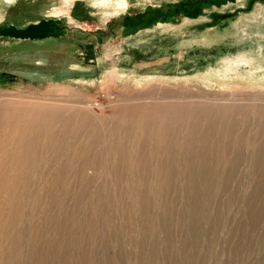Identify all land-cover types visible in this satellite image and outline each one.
<instances>
[{
    "label": "rangeland",
    "instance_id": "374dc122",
    "mask_svg": "<svg viewBox=\"0 0 264 264\" xmlns=\"http://www.w3.org/2000/svg\"><path fill=\"white\" fill-rule=\"evenodd\" d=\"M117 1L0 0V264H264V0Z\"/></svg>",
    "mask_w": 264,
    "mask_h": 264
},
{
    "label": "bare ground",
    "instance_id": "6f19581e",
    "mask_svg": "<svg viewBox=\"0 0 264 264\" xmlns=\"http://www.w3.org/2000/svg\"><path fill=\"white\" fill-rule=\"evenodd\" d=\"M101 1H106V2H102V3H110V2H107V1H109V0H101ZM111 1V0H110ZM122 1H124L126 4L125 5H127V0H119V1H117L119 4H121L122 3ZM130 1V0H129ZM131 2V1H130ZM129 2V3H130ZM14 101V100H13ZM37 103V102H36ZM14 104V103H13ZM34 106V105H33ZM33 106H29V105H26L25 103L23 104V105H15L14 106V112L12 113V116L13 117H15V118H17V121H20V125L23 123V124H25L24 125V128H25V131L26 130H28L29 128H28V124H29V121L27 120V118L30 116L31 118L32 117H34L33 115H34V113H35V111H36V109L39 107L38 105H35L34 107ZM82 108V107H81ZM10 111V110H9ZM37 112H39V111H37ZM40 114H41V112H39ZM147 114V113H146ZM161 114V113H160ZM141 116H142V114H141ZM140 116V117H141ZM153 117V116H152ZM35 118V117H34ZM67 118V117H66ZM131 118V117H130ZM43 119V118H42ZM83 119V118H82ZM142 119V118H141ZM147 119H148V117H147ZM150 119V118H149ZM16 120V119H15ZM37 120V119H36ZM35 120V121H36ZM130 120V119H129ZM158 120V119H157ZM17 121H14L15 123L11 126V127H8V125H6V127H4V130L7 132H9V131H11V129L13 130V128H16L17 126H18V122ZM33 122H34V120H32L31 119V123H30V126L33 124ZM51 122V121H50ZM150 122V121H149ZM156 122H158V121H156ZM53 123V122H52ZM148 123V122H147ZM154 124V123H153ZM11 125V124H10ZM80 125V124H79ZM82 125V124H81ZM156 125V124H155ZM159 125V124H158ZM29 126V127H30ZM43 126V125H42ZM66 126H67V124H66ZM22 127V126H21ZM52 127H53V124H52ZM153 127V126H152ZM19 128V127H18ZM148 128V127H147ZM68 129V128H67ZM15 130V129H14ZM148 130V129H147ZM149 132V131H148ZM21 133V132H20ZM49 133V132H48ZM7 135V134H6ZM45 135V134H44ZM48 135V134H47ZM30 136V135H29ZM32 139V138H31ZM53 139H55V138H53ZM14 140H16V141H19L18 142V145H20V139H19V137H17L16 139H14ZM41 142V141H40ZM11 144V143H10ZM15 144V143H14ZM13 144V145H14ZM27 144V143H26ZM22 146V145H21ZM17 148H18V146H17ZM8 150H9V148H8ZM24 150V149H23ZM13 162V161H12Z\"/></svg>",
    "mask_w": 264,
    "mask_h": 264
}]
</instances>
